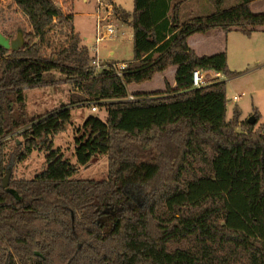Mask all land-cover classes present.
<instances>
[{"label":"trees","instance_id":"obj_1","mask_svg":"<svg viewBox=\"0 0 264 264\" xmlns=\"http://www.w3.org/2000/svg\"><path fill=\"white\" fill-rule=\"evenodd\" d=\"M254 1L225 8L209 0L211 15L184 22L182 2L135 0L132 13L115 7L134 30L135 56L121 76L116 63L96 72L78 35L69 60L42 57L38 34H24L16 50L0 45V264H264L263 130L241 122L238 107L227 119L225 81L193 88L196 69L235 73L226 52L199 57L188 45L218 28L251 36L264 27ZM171 66L176 88L127 100L129 86ZM52 72L107 111L104 120L84 121L76 164L54 145L73 102L37 117L27 110L26 89L55 84ZM12 136L23 143L8 154ZM36 150L46 154V169L30 180L10 175L5 188L10 168ZM99 155L108 156L107 179H75L77 166ZM130 186L145 190L144 207L127 204Z\"/></svg>","mask_w":264,"mask_h":264},{"label":"rangeland","instance_id":"obj_2","mask_svg":"<svg viewBox=\"0 0 264 264\" xmlns=\"http://www.w3.org/2000/svg\"><path fill=\"white\" fill-rule=\"evenodd\" d=\"M94 1L92 4H94ZM121 1H123L122 6L124 9L133 10L135 8V0ZM241 1L222 0L225 8L237 5ZM96 2L97 7L102 4L103 9L109 7L114 14V9L110 6L108 0H96ZM177 2H182V5L187 4L181 14L180 19L182 22L195 16L211 15L214 11L209 0H173V4ZM8 4L9 1L0 10L1 34L9 36L10 41L17 40L19 30L24 32L23 35L26 33L38 34L39 36H43L41 39L39 37L36 40L40 45L42 57L50 59L62 58L65 60H69L72 57L75 46V35L72 32L70 23L57 8L52 7V12L41 19L42 13H38L36 7L42 3L38 2V0H17V10L13 9V5L8 7ZM89 7L91 8V6ZM192 7H196L198 11L195 12L194 16L191 14ZM102 8L99 10L101 20L104 18V10ZM255 10H264V0H258ZM114 17H112V20ZM25 19H29L32 23L40 20L37 26L41 25L45 30L40 34L37 33L42 31L40 28H35V31L29 29L25 24ZM103 23L105 24V22ZM77 27L82 33V39L85 44H80L79 46H86L88 48L90 57L92 58L91 64L97 68L96 72L101 69L102 65L113 63L129 64L133 60L135 56L134 42L129 39V36L122 37L124 27L119 26L117 34L114 37L105 39L98 45L95 15L79 18ZM227 47L229 48L230 56L228 69L235 73L232 77L223 75L222 78V81L226 82L228 117L233 116L234 109L238 107L245 122L254 116L257 120L255 130H263L264 132V32L255 31L251 36L244 35L239 31L233 32L230 35ZM98 64H100V67H97ZM47 76L48 78L53 77L56 83L38 89H26L27 110L30 117H37L73 102L70 105L71 122L64 132H61L54 138V145L55 148L61 150L65 159L72 164H76L75 138L81 134L79 132L82 130L84 121L91 115L104 120L107 111L105 107L98 106V111L93 113L91 109L93 105L97 106L95 104L96 101L88 97L81 87L78 88L75 81L68 82L66 76L59 72H52L51 75ZM172 77L174 78V76ZM207 80L210 83L215 81L212 77H208ZM154 85L156 86L157 83H154ZM137 86L139 85H131L128 89L131 92ZM129 94L130 96L133 95ZM234 96H240V99L236 102L231 101ZM259 115H261L260 118L258 117ZM237 131L242 132L243 130L240 128ZM22 143L23 139L21 137H10L6 143V152L10 154L17 144ZM46 167V154L36 150L26 161L16 163L13 168H10L11 179H33L44 171ZM77 168L78 171L75 179L105 180L108 177V156H96L87 166H77ZM126 194L129 206H145L146 194L144 189L130 186L126 189ZM106 212L113 213L116 210L109 207ZM102 221L103 219H101Z\"/></svg>","mask_w":264,"mask_h":264},{"label":"crops","instance_id":"obj_3","mask_svg":"<svg viewBox=\"0 0 264 264\" xmlns=\"http://www.w3.org/2000/svg\"><path fill=\"white\" fill-rule=\"evenodd\" d=\"M7 1H9L8 7L10 5H13L14 8L13 7L12 8L16 9L17 0H2L1 9L3 5L7 4ZM108 1H109L110 6L114 9V15H115L113 20L112 18H110V22L113 23L117 28H119V26L124 27L125 29L123 31L122 37L129 36V39H131L134 42L133 27H131L129 24L123 23L116 16L115 7H121L123 10H125L128 13H132L134 9L133 10H128L127 8L124 9L122 6L123 1L121 0H108ZM38 2L43 4V5L39 4V6L36 7V9H38V13L40 12L42 13L41 19H43L45 16L49 15L50 12H52L51 10L52 7L57 8L59 12L62 14V16L65 17V19L70 23L73 34L79 36V39H80L79 45L80 44L85 45L82 39V33L79 31L77 27V21L79 18L81 19L82 17H87V16L91 17L95 15L96 22H98V10H97L96 0L94 1V4H92L93 0H38ZM257 3H258V0L252 3V11L255 13L256 12L264 13V10H259V11L255 10V5ZM174 4H173V0H171L170 2L171 8L174 6ZM185 5L187 4L185 3L182 5L181 14L183 12ZM88 6H91V8L90 7L88 8ZM8 7L7 9H9ZM195 12H198L197 8L192 7L191 9V14H193L192 16H194ZM39 21L40 20H37L34 23H32L30 22L29 19H25V22H26L25 24L27 27H29V29L34 30V31H35V28H40L42 31L37 32V33L41 34L43 33L45 29L41 27V25L37 26V24H39ZM257 31L264 32V27L256 28V32ZM20 32L22 34L24 33L22 30H19V33ZM233 32H237V30H233L231 32H225L223 29L218 28V29L211 30L205 34L197 33L189 37L188 45L191 49L195 51V53L199 57L212 56L215 54L226 52L228 56V62H230L229 48L227 47V45H228V40L230 38V35H232ZM0 33L2 32L0 31ZM42 37L43 36H40V39ZM177 70H178V66H171L165 73L157 74L152 81H149V82H146L144 84L137 86L131 92L129 91V89L128 91L131 94L165 92L167 90V84H169V86L172 89H174L176 88ZM205 74L207 75V79L208 77H212L213 79H215L214 82L222 81V78H223V74L216 73L214 71H205ZM172 76H174V78ZM214 82H211V83H214ZM154 83H157V85L155 86ZM231 101L233 100L231 99ZM227 119L228 120L232 119V116L228 117V112H227ZM240 121H244V119L242 118V115L240 117Z\"/></svg>","mask_w":264,"mask_h":264},{"label":"built area","instance_id":"obj_4","mask_svg":"<svg viewBox=\"0 0 264 264\" xmlns=\"http://www.w3.org/2000/svg\"><path fill=\"white\" fill-rule=\"evenodd\" d=\"M101 3V2H100ZM102 5V4H101ZM97 7L98 10V22H97V31H98V36H97V45L108 38H112L117 34V27L110 22V18L114 17V14L112 13L111 8L107 7L106 9H103L102 6ZM104 10V18L101 20L99 10ZM105 22V24L103 23ZM97 67H100V64H98ZM128 64L126 63H121V64H116L114 65V68L117 72V75L121 76L123 71L128 68ZM192 84L194 89H200L202 87H205L210 84V82L207 80V75L205 74V71L196 69L193 71L192 74ZM78 88H80L79 85H77ZM240 99V96H234L232 98L233 101H237ZM128 101H134L136 100V97L134 95H131L127 98ZM92 112L96 113L98 111V106L93 105L92 106Z\"/></svg>","mask_w":264,"mask_h":264},{"label":"water","instance_id":"obj_5","mask_svg":"<svg viewBox=\"0 0 264 264\" xmlns=\"http://www.w3.org/2000/svg\"><path fill=\"white\" fill-rule=\"evenodd\" d=\"M23 42H24V40H23V34L21 32L19 33L18 38L15 41H10L3 34L0 33V45H2L3 47H5L7 49H12V50L19 49L23 45ZM248 123L251 124V125H256L257 124V121H256L255 117L252 116L248 120ZM10 173H11V171L9 170L7 176L4 179V187L5 188L9 184ZM12 193H14V192H12Z\"/></svg>","mask_w":264,"mask_h":264}]
</instances>
